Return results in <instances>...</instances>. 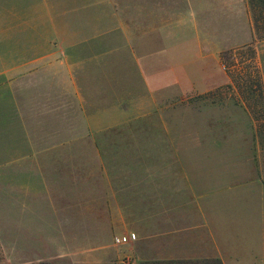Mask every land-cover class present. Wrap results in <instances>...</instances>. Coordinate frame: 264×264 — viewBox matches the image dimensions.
<instances>
[{
    "label": "crops",
    "instance_id": "crops-1",
    "mask_svg": "<svg viewBox=\"0 0 264 264\" xmlns=\"http://www.w3.org/2000/svg\"><path fill=\"white\" fill-rule=\"evenodd\" d=\"M255 33L248 0H0V229L12 231L13 244L29 247L37 237L35 230L65 228L63 224L73 220L68 215L73 214L82 222V197L77 196L80 201L69 206L62 175L55 180L59 189H53L43 167L67 166L69 134L82 137L98 130H129L119 126L129 107L115 104L118 91L110 89L112 83L108 81L106 86L93 79L84 84L85 39L91 40L93 62L105 53L111 65L114 55L123 54L128 71L133 49H140L135 51L139 55L135 66L144 99L162 102L164 96L157 94L154 85H177V79L164 78V70H158L154 79L149 77L140 54L171 53L164 49H196L194 61H207L206 67L211 69L217 67L222 50L251 46L264 98V35ZM105 38L118 39L117 44L101 48L99 41ZM200 49H205L203 55ZM93 64L97 71L99 67ZM166 68L174 70V60ZM196 84L187 82L188 86ZM217 84L205 79L204 86ZM173 95L165 96L171 99ZM92 101L108 105L95 108L90 106ZM89 106L94 113L85 112ZM204 130V140L199 143L204 150L225 148V139L214 140L210 129ZM240 132L243 157H190L184 161L190 167L187 174L168 169L178 165V159L156 160V197L163 198L164 189L169 190V198L182 190L194 211L185 223H176L164 219L165 213L174 214L175 209L160 202L155 209H148L146 203L121 208L129 214L123 226L130 232L120 240L125 237L134 246L135 256L264 264V170L261 160L251 158V148L246 146L251 126ZM119 164L142 166V159L123 158ZM139 172L130 187L124 173V194L109 185V223H115L116 198L147 197L142 192H147V171ZM60 198L61 202L56 200ZM148 213L155 214V219H148Z\"/></svg>",
    "mask_w": 264,
    "mask_h": 264
},
{
    "label": "rangeland",
    "instance_id": "rangeland-1",
    "mask_svg": "<svg viewBox=\"0 0 264 264\" xmlns=\"http://www.w3.org/2000/svg\"><path fill=\"white\" fill-rule=\"evenodd\" d=\"M257 12L260 18H264V6ZM263 31L258 30L255 34L258 36ZM117 41L115 38H105L100 39L99 44L101 48L108 45L114 47ZM83 47L84 84H89L93 79L106 86L108 81L112 83L110 89L118 91L116 97L119 100L115 104L129 107L128 116L119 126H128L129 130H122L123 133L98 130L82 137L68 135L67 166H45L43 173L51 177V185L56 190L59 189V183L55 180L62 175V189H65L69 206L80 201L77 196L82 197V222L77 220L78 215L73 214L68 215L73 220L63 224L65 228L35 230L37 237L29 247L13 244L12 231L0 229V264H139L151 261L135 256L134 246L125 237L120 240L130 232L123 226L129 214L121 212V208L146 203L148 209H155L160 202L169 210L175 209L174 214L170 211L165 213L164 219H167L166 222L174 219L176 223L188 220L194 211L191 199L184 197L182 190L175 192L178 195L174 198L167 196L170 193L166 189L163 198L156 197L157 159H178L181 162L168 169L175 170L176 174H187L190 167L184 161L190 157H243L244 136L240 131L243 127L251 126L252 134L246 146L251 148L249 156L260 159L264 170V98L251 46L222 50L217 67L213 65L211 69L206 67L207 61H194L193 53L196 49H164L171 53L155 51L140 54L150 72L149 77L154 79L158 70H164V78L177 79V85H154L158 88V93H155L164 96L162 102L144 99L143 82L135 66V59L139 56L135 51L139 52L140 49H133L132 68L128 71V60H125L123 54L114 55L111 65H108L109 57L105 53H100L93 62L90 39H85ZM204 50L200 49L201 55ZM171 60H174V70L166 68ZM92 64L99 69L95 71ZM205 79L217 81L218 84L205 87ZM189 80L197 84L188 86ZM100 83H95L96 87L102 88ZM85 88L89 89V86ZM169 94L175 95L169 99L165 96ZM106 105L108 102L90 103L95 108ZM90 106L85 112L93 111ZM165 129L173 133H167ZM204 129H210L214 140L225 139V148L204 150L199 144L204 140ZM123 158L134 161L135 158H141L142 166L120 165L119 160ZM140 169L142 174L144 170L147 171V192L142 191L147 197L129 198L123 195L116 198L117 212L113 215L115 223H109L112 208L108 204L112 201L107 196L109 185L124 194L121 181L124 173L128 174L131 185L127 186L130 187ZM107 179L111 180V184ZM183 181L179 180V184L183 185ZM166 184L170 185L171 182ZM81 188L82 194L79 193ZM56 200L61 202L63 199ZM150 217L154 220L155 214L148 213V219ZM172 260H186L189 264H218L215 258Z\"/></svg>",
    "mask_w": 264,
    "mask_h": 264
},
{
    "label": "trees",
    "instance_id": "trees-1",
    "mask_svg": "<svg viewBox=\"0 0 264 264\" xmlns=\"http://www.w3.org/2000/svg\"><path fill=\"white\" fill-rule=\"evenodd\" d=\"M248 4L251 10L253 25L255 28V31L258 32V30H264V18H260L258 15H260L257 11L260 10L264 6V0H248ZM264 35L260 34L259 36ZM217 263L219 261L216 259ZM139 264H189V262L182 261V260H151V261H142Z\"/></svg>",
    "mask_w": 264,
    "mask_h": 264
}]
</instances>
